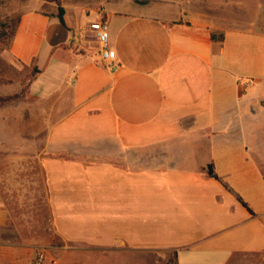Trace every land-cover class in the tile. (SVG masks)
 Returning a JSON list of instances; mask_svg holds the SVG:
<instances>
[{
    "label": "crops",
    "instance_id": "crops-1",
    "mask_svg": "<svg viewBox=\"0 0 264 264\" xmlns=\"http://www.w3.org/2000/svg\"><path fill=\"white\" fill-rule=\"evenodd\" d=\"M142 1L22 15L9 53L35 73L0 90V264H264V139L246 136L264 33ZM41 198L61 244L32 233Z\"/></svg>",
    "mask_w": 264,
    "mask_h": 264
},
{
    "label": "rangeland",
    "instance_id": "rangeland-1",
    "mask_svg": "<svg viewBox=\"0 0 264 264\" xmlns=\"http://www.w3.org/2000/svg\"><path fill=\"white\" fill-rule=\"evenodd\" d=\"M106 0H42L36 3L33 0H0V90L8 83L20 89L23 85H27L35 73L34 67L23 65L22 63L13 60L10 57V48L14 37V31L17 28L22 15L33 9L35 6L39 7L41 11L48 14L60 15L62 12L66 14L65 6L70 5L75 7H87L88 9H100ZM174 2L176 7L171 8L168 3ZM149 0H143L142 3H149ZM176 8H181L190 12L192 15H201L207 17L212 22L225 29L240 28L243 30L254 29L255 31H262L264 33V0H160L158 3L151 4L147 7L150 10L163 9L166 11L167 17L176 13ZM173 13V14H172ZM93 23V22H92ZM91 23V24H92ZM93 45H98L95 33L91 30ZM222 33V31H219ZM252 87V86H251ZM264 87V86H263ZM258 89L254 93V118L248 116V123L254 122V129H247L246 136L254 134V138L262 137L264 139V88ZM253 88V87H252ZM255 88V87H254ZM22 93L15 96L13 99L19 101L22 99ZM6 97L0 96V101L5 100ZM250 114V113H249ZM246 119V121H247ZM245 120V119H244ZM261 151L264 152V146ZM42 196V194H41ZM31 215L39 218L40 225L32 226V233L40 234V239L45 240L47 246L53 244H61L56 239L55 232L51 225V214L48 206L43 207L42 198L40 211L31 212ZM45 220V225L42 221ZM45 237V238H44ZM89 264H141L138 258L134 257H119L113 255H106L102 252H89L83 257ZM172 259V258H171ZM153 258L145 257L144 262L151 264Z\"/></svg>",
    "mask_w": 264,
    "mask_h": 264
},
{
    "label": "built area",
    "instance_id": "built-area-1",
    "mask_svg": "<svg viewBox=\"0 0 264 264\" xmlns=\"http://www.w3.org/2000/svg\"><path fill=\"white\" fill-rule=\"evenodd\" d=\"M91 30L95 33V37L100 45V57L111 70H116V52L111 48V36L109 24L100 19L91 24Z\"/></svg>",
    "mask_w": 264,
    "mask_h": 264
},
{
    "label": "trees",
    "instance_id": "trees-1",
    "mask_svg": "<svg viewBox=\"0 0 264 264\" xmlns=\"http://www.w3.org/2000/svg\"><path fill=\"white\" fill-rule=\"evenodd\" d=\"M60 19H61V21L64 23V13H63V12L60 14ZM16 31H17V28H16L15 31H14V36H15V34H16ZM223 37H224V35H221V38H223ZM212 38H213L214 40H216V39H217V34H215V33L212 34ZM209 175L212 176V177H214V178L220 179V178L215 174L213 166H210V168H209ZM239 199H240V201H241L246 207H248V205H247L245 202H243V200H242L241 198H239ZM168 264H172V262H169Z\"/></svg>",
    "mask_w": 264,
    "mask_h": 264
}]
</instances>
